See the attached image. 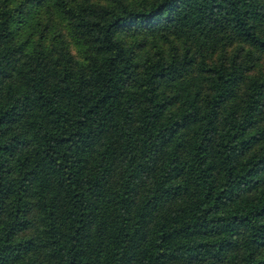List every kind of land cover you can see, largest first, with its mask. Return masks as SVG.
<instances>
[{
	"label": "trees",
	"instance_id": "trees-1",
	"mask_svg": "<svg viewBox=\"0 0 264 264\" xmlns=\"http://www.w3.org/2000/svg\"><path fill=\"white\" fill-rule=\"evenodd\" d=\"M0 264H264V0H0Z\"/></svg>",
	"mask_w": 264,
	"mask_h": 264
}]
</instances>
